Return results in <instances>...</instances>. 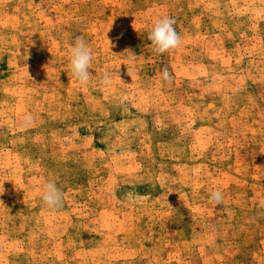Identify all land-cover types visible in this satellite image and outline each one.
<instances>
[{
  "label": "rangeland",
  "instance_id": "374dc122",
  "mask_svg": "<svg viewBox=\"0 0 264 264\" xmlns=\"http://www.w3.org/2000/svg\"><path fill=\"white\" fill-rule=\"evenodd\" d=\"M0 193V264H264V0H0Z\"/></svg>",
  "mask_w": 264,
  "mask_h": 264
},
{
  "label": "clouds",
  "instance_id": "9594fccd",
  "mask_svg": "<svg viewBox=\"0 0 264 264\" xmlns=\"http://www.w3.org/2000/svg\"><path fill=\"white\" fill-rule=\"evenodd\" d=\"M174 24L175 20L169 16L159 17L153 22L148 33V39L151 41L155 53L164 54L171 52L182 45L183 39L175 30ZM109 44H111L110 41ZM68 52L69 68L72 76L75 78L78 85L82 87L89 85L93 79V75L89 71L94 60L92 50L82 37L75 36L68 45ZM161 79L169 84L172 82V76L167 68L163 69ZM101 82L105 86H110L112 83L111 75L105 73ZM33 120L34 117L31 113H25L22 118V127H29ZM112 195L115 197V190H113ZM116 198L119 200L118 197ZM41 199L49 210L55 212L63 206L64 193L57 187L55 181L50 180L43 185ZM125 199L134 201V194L131 192L126 193ZM223 201L224 194L222 191L215 190L210 193L209 203L212 205L213 210L217 205L223 204ZM0 203L3 202L0 201ZM260 206L264 207V202H262Z\"/></svg>",
  "mask_w": 264,
  "mask_h": 264
}]
</instances>
